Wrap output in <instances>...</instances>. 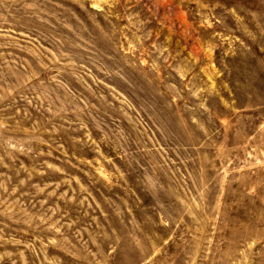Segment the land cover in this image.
<instances>
[{"label":"rangeland","instance_id":"374dc122","mask_svg":"<svg viewBox=\"0 0 264 264\" xmlns=\"http://www.w3.org/2000/svg\"><path fill=\"white\" fill-rule=\"evenodd\" d=\"M0 264H264V0H0Z\"/></svg>","mask_w":264,"mask_h":264}]
</instances>
